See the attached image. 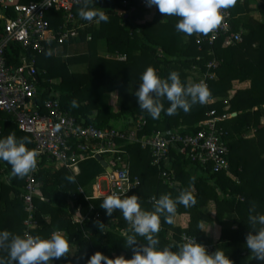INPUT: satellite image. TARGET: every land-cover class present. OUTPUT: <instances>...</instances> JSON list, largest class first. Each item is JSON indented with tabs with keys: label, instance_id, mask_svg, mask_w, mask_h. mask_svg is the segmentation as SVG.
<instances>
[{
	"label": "trees",
	"instance_id": "1",
	"mask_svg": "<svg viewBox=\"0 0 264 264\" xmlns=\"http://www.w3.org/2000/svg\"><path fill=\"white\" fill-rule=\"evenodd\" d=\"M19 1L27 3L32 0ZM121 1L96 0L95 7L102 8L109 15L108 22L80 29L77 37L64 44H58L56 40L45 43L43 52L37 54L31 51L27 55L28 59L32 55L36 58L38 107L42 110L44 101L54 94L59 98L61 108L85 126L98 129L107 127L128 133L140 123L137 141L131 142L127 138L114 140L118 148L128 153L130 172L141 181L140 186L127 195H137L141 207L147 210L153 209L154 202L150 198L158 199L162 194L175 198L188 189L197 198V203L191 207L177 206L176 213L188 215L186 227L171 228L161 216L159 246L173 245L172 250L175 251V245L185 242L182 239L185 234L203 245H211L209 252L223 249L234 264H261L251 257L245 240L251 231L248 221L250 210L254 209L251 212L253 215L264 214V0H236L235 5L227 8L231 13V30H242L243 38L241 42L229 46L223 45L224 37L217 38L213 44L202 41L199 46L196 39L207 35L194 33L188 36L178 32L176 24L180 18L161 14L155 6L156 12L164 15L163 22H138L146 11L139 7L130 14L121 13ZM80 6L73 9L78 18H81ZM254 10L258 11L261 20L250 16ZM60 15L55 11L48 14L51 26L61 24ZM241 15H246V19ZM87 34H90L89 40ZM83 40L87 48L84 53L65 58L57 52L52 54L56 48L66 52L68 44ZM101 41L105 42L108 51L124 54L126 58L116 60L100 56L97 43ZM211 49L219 62L216 77L209 81L210 96L214 99L212 102L197 103L187 113L178 110L175 115L169 116L162 112L158 119H153L139 107L135 92L147 67H154L164 78L170 72L177 71L182 82H193L190 74L192 66L198 64L203 68L212 56L209 55ZM20 50V44H10L6 54L9 63L19 64L17 55ZM197 56L201 58L197 60ZM77 63H86L87 71L71 72L69 66ZM57 78L58 84L50 82ZM234 81H248L249 87L234 89ZM129 83L133 86L132 93L123 90ZM115 90L118 91L117 112L106 100V95ZM74 100L78 107L72 106ZM163 103L166 109L169 102L165 99ZM210 110H214L218 117L225 116L215 123V127L225 132L222 137L228 147L227 168L214 172L210 163L201 165L191 160L187 156V149L176 141L169 142L166 155L160 162L161 170L151 164L153 157L150 146H141L139 140L154 137L156 133L170 138L173 135L196 136L202 130L208 131L203 121L208 118ZM233 112L236 115L227 118ZM118 117L132 119V122L127 126L115 127L113 122ZM13 132L17 137L27 136L32 141L30 135L18 129L7 112L0 110V136ZM28 147L34 148V143ZM102 157L114 167L120 165L114 154L105 153ZM78 165L79 173L74 175L65 167L55 168L53 162L45 157L38 163L34 176L37 190L33 202L40 228L33 231L34 236L48 237L57 230L67 235L73 253L54 260L53 264H86L96 251L112 259L121 255L131 258L133 247L126 244L130 225L123 214L115 210L109 216L100 206L104 197H86L91 196L95 178L104 173L105 168L100 160L93 157L80 161ZM3 166L6 169L1 171ZM164 170L174 173L178 187L163 183L160 172ZM2 175H6L8 181L5 182ZM69 176L75 177L74 182L68 179ZM25 185L26 176L14 177L11 165L1 161L0 230L24 235L23 220L26 214L22 213L24 204L20 195ZM210 202L214 203L213 216L203 210ZM77 208L83 217L92 218L95 213L99 217L74 222L72 217ZM228 214L233 216L230 224L225 221ZM43 217H48V220ZM96 221L105 225L103 232ZM201 221L215 222L221 227L216 242L200 230ZM137 239L138 245L146 243L143 237ZM0 255L7 257L6 252H0Z\"/></svg>",
	"mask_w": 264,
	"mask_h": 264
},
{
	"label": "built area",
	"instance_id": "2",
	"mask_svg": "<svg viewBox=\"0 0 264 264\" xmlns=\"http://www.w3.org/2000/svg\"><path fill=\"white\" fill-rule=\"evenodd\" d=\"M122 0L121 13L130 14L139 7L148 10L146 0ZM80 3L78 0H32L21 3L19 0H0V110L7 112L16 122L18 129L31 136L34 149L39 152L38 163L43 157L53 162L55 168H67L74 175L79 173V162L87 158H96L97 155L111 153L116 156L118 167H114L106 159L107 166L111 171H107L96 176L92 185L94 193L87 198H99L120 193L127 195L138 188L141 184L139 177L130 172L128 153L116 146L115 141L119 138H127L129 141H137L139 130L138 123L131 128L128 133H122L113 128L98 129L93 126H85L65 112L61 106L59 98L54 94L43 103L42 110L37 105L39 96L38 81L36 75L38 69L35 56L27 55L32 51L41 53L45 50V43L49 44L56 40L58 44H64L71 38L79 35L80 29L86 28L90 22L83 21L74 14V8ZM51 11L60 12L62 20L59 26L53 27L50 24L48 14ZM224 19L221 24L203 38H197L196 42L200 46L202 41L213 44L219 37L223 38V45L229 46L242 41V30L232 31L230 25L231 13L228 9L222 10ZM53 17V16H51ZM141 20V19H140ZM138 20V22H140ZM89 40L90 34L86 36ZM20 44L21 50L18 52L19 64L9 63L6 57L10 44ZM54 50L52 51V54ZM208 59L203 68L198 64L192 66L190 74L193 82L203 81L209 89V81L216 77L218 60L213 50L209 51ZM125 58V56H119ZM201 57L197 56V60ZM51 83H56L51 80ZM214 99L209 96L205 104ZM203 123L207 125L208 131L202 130L196 136L173 135L170 138L162 137L156 133L154 137L139 140L141 146H150L152 152L151 164L160 167V162L166 155L169 142H179L187 149L188 157L199 162L201 165L211 164L214 172L227 168L228 147L223 140L222 129H217L215 123L221 120L210 110ZM215 115V116H214ZM37 163V168H38ZM1 166V161H0ZM6 166L1 168V171ZM26 175V185L24 192L20 195L23 200L26 216L23 220V233L34 236L33 231L40 228V222L35 216L36 207L33 202L37 190L35 174L37 171ZM161 171L160 177L169 186H179L172 171ZM7 179V176H3ZM8 180V179H7ZM82 190V189H80ZM153 200V197L150 198ZM154 202V201H153ZM99 217L95 213L92 218L82 216L79 208L74 210L73 221L82 222L83 219H96ZM48 220V217H43ZM183 240L194 239L185 234ZM208 251L211 245H205Z\"/></svg>",
	"mask_w": 264,
	"mask_h": 264
},
{
	"label": "clouds",
	"instance_id": "3",
	"mask_svg": "<svg viewBox=\"0 0 264 264\" xmlns=\"http://www.w3.org/2000/svg\"><path fill=\"white\" fill-rule=\"evenodd\" d=\"M78 2L81 5L79 16L83 20L97 25L109 21V15L102 8L95 7L96 0ZM235 3L236 0H146L148 7L155 6L161 14L179 17L176 29L188 36L194 33L207 35L215 30L224 19L222 10ZM140 80L135 96L139 107L153 119H158L162 112L169 116L175 115L178 110L187 113L193 105L206 103L210 96L205 82H182L177 71L170 72L164 78L154 67L149 66ZM165 99L169 102L166 109L163 103ZM72 106L78 107L75 100ZM31 143L29 137H17L14 132L0 136V161L11 165L14 177H24L36 170L39 152L28 147ZM68 179L74 182L75 177L69 176ZM153 201V209L147 210L141 207V201L135 194L123 195V198L120 193L105 196L100 206L106 210V214L111 216L115 210H119L130 225L126 244L133 247L134 254L131 258L121 255L112 259L96 251L87 259L86 264H234L223 249L209 252L196 239L175 245V251L172 250L173 245L160 247L158 233L161 216L166 223L171 224L177 206L182 204L191 207L197 203V198L192 191L185 189L175 198L170 194H162L158 199L153 197ZM252 211L254 209L250 210L248 217L251 231L246 236L245 244L251 257L264 264V214L253 215ZM96 224L103 232L105 225L100 221H96ZM199 227L204 230L203 225ZM137 237H143L146 243L138 245ZM0 252L7 253V257L0 255V264H53L54 260L73 253L67 235L59 230L48 237L0 230Z\"/></svg>",
	"mask_w": 264,
	"mask_h": 264
},
{
	"label": "crops",
	"instance_id": "4",
	"mask_svg": "<svg viewBox=\"0 0 264 264\" xmlns=\"http://www.w3.org/2000/svg\"><path fill=\"white\" fill-rule=\"evenodd\" d=\"M254 6V5H253ZM250 16L256 19L261 20L260 14L258 13V11L254 10L252 12H250ZM239 18L243 17L244 19H246V15H241L238 16ZM165 20L164 15H160L156 12V8L154 6L149 7L148 10H146V12L143 15V19L140 20V22H163ZM89 26H93V27H97L98 25L95 22H90ZM88 26V27H89ZM62 47V46H61ZM86 41H73L72 43L68 44V47L66 49V52L62 51V48H56V51L54 50V52H57L60 56H62V58H65L67 56H73V55H78L81 53L86 52ZM97 52L100 56L106 58V59H116V60H124L125 58H119V56H125L124 54L118 53V52H110L107 50L106 48V44L104 41H101L99 43H97ZM69 70L71 72H77V73H84L87 71V64L86 63H77V64H72L69 66ZM55 82L58 84L59 79H54ZM141 82V81H139ZM240 87H249V82H238V81H234V89L240 88ZM124 92L127 93H132L133 92V86L131 83L125 85V87L123 88ZM106 100L107 102L111 105V108L113 109L114 112L119 111V107H118V91H111L109 94L106 95ZM236 115V112L230 113L229 117H233ZM225 118V116L221 117V121ZM132 122V119H126L125 117H121V118H117L114 122L113 125L115 127H123V126H127ZM3 177V175H2ZM5 182L8 181L7 179H5L4 177L2 178ZM164 183V182H163ZM166 184V183H165ZM101 198V197H99ZM203 210L205 212H207L208 214H210L211 216L214 215V203L210 202L209 205L207 207H204ZM25 213V210L23 208L22 213ZM22 215V214H21ZM24 215V214H23ZM22 215V216H23ZM114 219V218H113ZM233 219V216L231 214H228L225 217V221L227 222V224H230L231 221ZM188 223V215L187 214H179L176 213L174 218H173V223L169 224L166 223L167 226L171 227V228H175V227H186ZM201 225L204 226V232L206 234L207 237L211 238L213 240V242H216L220 236V232H221V227L218 226L215 222H207V221H201L200 223ZM211 225L210 229L208 231H206L208 229V226Z\"/></svg>",
	"mask_w": 264,
	"mask_h": 264
},
{
	"label": "water",
	"instance_id": "5",
	"mask_svg": "<svg viewBox=\"0 0 264 264\" xmlns=\"http://www.w3.org/2000/svg\"><path fill=\"white\" fill-rule=\"evenodd\" d=\"M96 159L100 160L101 165L106 168L107 171H111V168L109 166H107V163L105 162L104 159L101 158V156L97 155Z\"/></svg>",
	"mask_w": 264,
	"mask_h": 264
},
{
	"label": "rangeland",
	"instance_id": "6",
	"mask_svg": "<svg viewBox=\"0 0 264 264\" xmlns=\"http://www.w3.org/2000/svg\"><path fill=\"white\" fill-rule=\"evenodd\" d=\"M90 193H94L93 190H90Z\"/></svg>",
	"mask_w": 264,
	"mask_h": 264
}]
</instances>
